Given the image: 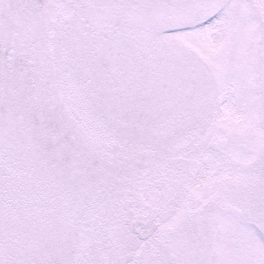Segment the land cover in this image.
Segmentation results:
<instances>
[{
    "label": "snow or ice",
    "instance_id": "1",
    "mask_svg": "<svg viewBox=\"0 0 264 264\" xmlns=\"http://www.w3.org/2000/svg\"><path fill=\"white\" fill-rule=\"evenodd\" d=\"M0 264H264V0H0Z\"/></svg>",
    "mask_w": 264,
    "mask_h": 264
}]
</instances>
